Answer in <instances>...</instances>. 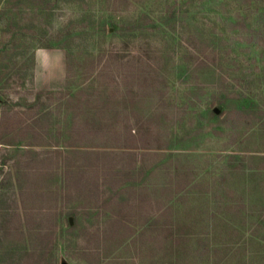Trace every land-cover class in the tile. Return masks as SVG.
<instances>
[{
    "label": "rangeland",
    "instance_id": "374dc122",
    "mask_svg": "<svg viewBox=\"0 0 264 264\" xmlns=\"http://www.w3.org/2000/svg\"><path fill=\"white\" fill-rule=\"evenodd\" d=\"M189 185L209 197L164 219L199 237L146 223ZM176 241L264 264V0H0V264H150Z\"/></svg>",
    "mask_w": 264,
    "mask_h": 264
},
{
    "label": "crops",
    "instance_id": "0c3cea01",
    "mask_svg": "<svg viewBox=\"0 0 264 264\" xmlns=\"http://www.w3.org/2000/svg\"><path fill=\"white\" fill-rule=\"evenodd\" d=\"M42 54H38L37 55V59L40 61V62H43V59L41 57L40 59V56ZM189 186L187 187H184L182 189H179V188H176V193L175 195L173 196L174 198H172L170 201L169 200H160V203L158 205H154L156 207H159L157 209H155L154 211H150V215L151 217L147 220L146 223L148 224H151L152 222H157V220L159 221L158 223L161 224L163 227H169L171 230H168V231H165L166 233H168L169 231H172V237L171 238H178V239H191L193 240V238L195 237L194 235L197 234V232L199 231H195L194 229H192L191 226H188L187 224H184V221L183 223H181V225L176 221V224H173V223H168V221H166L164 219V216H166L167 214H171L170 212V208H172L173 206H176V216L179 218L180 215H183L184 217H190L193 213H194V210L195 208H197L198 206L193 205L192 202L197 201L196 200V197H204V196H207L209 197L208 195H204V194H201L200 192H196V190L194 188H189ZM185 197H183V196ZM184 198L186 201H188L190 199L191 201V204H184L182 203L181 205H179V203L181 202V197ZM205 197V198H207ZM184 201V200H183ZM172 203H175V204H172ZM184 204V208L183 210H180L178 208H181L179 206H182ZM164 220V221H163ZM167 225V226H166ZM173 229V230H172ZM197 237H199V235L197 234ZM234 238H236L235 236H233ZM242 238V236H237V239L236 240H240ZM239 242V241H238ZM175 254L173 257H169V256H166L165 254H162L160 256V258H157L153 263H150V264H192L193 263V254L191 253H188V255H180V250H182L181 246H180V243L178 244V242L176 241L175 242ZM168 254V252L166 253Z\"/></svg>",
    "mask_w": 264,
    "mask_h": 264
},
{
    "label": "water",
    "instance_id": "95a60500",
    "mask_svg": "<svg viewBox=\"0 0 264 264\" xmlns=\"http://www.w3.org/2000/svg\"><path fill=\"white\" fill-rule=\"evenodd\" d=\"M218 110H219V108L216 107V111H218ZM63 264H66V262H64Z\"/></svg>",
    "mask_w": 264,
    "mask_h": 264
},
{
    "label": "trees",
    "instance_id": "16d2710c",
    "mask_svg": "<svg viewBox=\"0 0 264 264\" xmlns=\"http://www.w3.org/2000/svg\"><path fill=\"white\" fill-rule=\"evenodd\" d=\"M221 34H222V32H221Z\"/></svg>",
    "mask_w": 264,
    "mask_h": 264
}]
</instances>
